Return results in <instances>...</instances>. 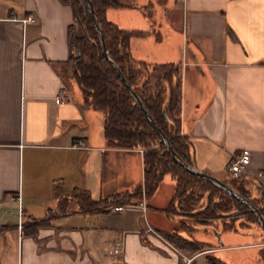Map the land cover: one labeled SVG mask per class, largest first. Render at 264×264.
<instances>
[{"label": "crops", "instance_id": "0c3cea01", "mask_svg": "<svg viewBox=\"0 0 264 264\" xmlns=\"http://www.w3.org/2000/svg\"><path fill=\"white\" fill-rule=\"evenodd\" d=\"M124 1L134 6L109 8L107 18L142 32L130 38L131 56L180 65L179 129L193 165L250 194L254 186L264 204V0ZM29 14L36 21H23ZM80 28L69 2L0 0V264H211L207 255L232 264L226 251L236 248L259 260L264 236L243 241L244 225L225 232L228 242L197 238L211 247L194 254L165 238L152 210L164 211L173 196L169 174L146 198L142 220L124 209L33 221L55 205L57 187L97 199L143 179V154L107 143L104 112L86 105L69 77L70 31ZM77 139L86 147H73ZM242 148L249 177L234 178L226 166Z\"/></svg>", "mask_w": 264, "mask_h": 264}, {"label": "trees", "instance_id": "16d2710c", "mask_svg": "<svg viewBox=\"0 0 264 264\" xmlns=\"http://www.w3.org/2000/svg\"><path fill=\"white\" fill-rule=\"evenodd\" d=\"M62 1L72 4L74 15L82 29V34L78 36L70 31L72 53L69 77L80 87L85 104L104 112L103 135L110 146L145 148L142 158L143 179L129 189L97 199L93 198L87 189L75 188L64 191L57 187L55 205L47 207L45 217L33 221L36 224H46L55 217L71 212L106 213L115 205H136L141 199L142 187L146 197H150L166 174L174 179L175 188L164 212L168 217H181V220L179 219L180 228L164 232L163 236L177 248L197 253L211 247L208 242L189 235L184 229L186 227L193 231L196 226L210 225L217 219H222V229L229 230L235 227L234 221L237 217L242 218L240 225L245 226L258 221L246 204L212 182L188 171L172 157L116 69L104 56L87 1ZM91 3L109 56L134 89L172 149L184 162L191 164L187 141L179 129L181 102L179 63H149L131 56L130 38L142 32L120 27L107 18V10L113 7H131L134 6L133 3L124 0H91ZM233 187L241 193L247 191L242 190L241 186ZM72 204L74 206L69 207ZM255 204L264 219V204L257 201ZM183 224L186 227H183ZM261 242L263 244L258 248V254L264 263V237ZM207 260L211 264H227L211 255H207Z\"/></svg>", "mask_w": 264, "mask_h": 264}, {"label": "rangeland", "instance_id": "374dc122", "mask_svg": "<svg viewBox=\"0 0 264 264\" xmlns=\"http://www.w3.org/2000/svg\"><path fill=\"white\" fill-rule=\"evenodd\" d=\"M109 12L110 11H108V17L110 16L109 15ZM80 32L82 34V29L81 28H80ZM72 34H73V32H72ZM72 87H73L74 90H76V85H74ZM96 114H98V118H99L100 117V112L97 111ZM228 177L224 176V177H222V179H225V182L228 183L227 180L232 181ZM252 188L253 189L251 190V194L253 196H255V197H260L261 194H260L259 189H255L254 190V186H252ZM235 189H237V188H235ZM241 189L244 190V188H242V187H241ZM244 191H246V189ZM242 194L245 195V196H247V197H249V198H251V200H253L254 202H256L255 199H254V197H252V195L248 192V190L246 191V193H243L242 192ZM205 195H206V193H205ZM204 200H206V199H204ZM202 201H203V199L201 200V202ZM73 206L74 205L72 204L69 207H73ZM67 210H69V209H67ZM152 211L155 212V214L153 216V219L156 221V225L155 226H157V223H159L162 228L169 229V230H164L166 232L167 231H171L173 227H174L173 230H177L178 228H180V220H181L180 218L181 217L179 218V217H176L175 216V217L171 218V217H168L167 214L164 211H157V210L156 211L155 210H152ZM127 213H134L137 216V220L138 219H141L142 220L143 219V216L146 215V213H143L141 211L132 210V209H128V208L125 209L123 212H121V214L123 215V217L124 216L126 217L127 216ZM113 214L114 215H111L112 217L118 216L119 212H116V213H113ZM224 216L226 217L228 215H224ZM221 220L222 219H219V220L217 219L216 221H214L210 225H201V226L199 225V226H196L195 227V230H193V231H191L189 228H187L184 224H183V227H186L184 229L192 237L200 238V239H203V240H211L212 239V240H214V242H216V244H219V243H223V239L224 238H225V242H228V239L226 238V233H225V232H228V230H223L222 229V227H221V222L222 221ZM240 220H241V218H239V217L235 218L234 225L235 226H239L241 224ZM259 226L260 225H258L255 222L249 223L248 226H242L243 227V230H246V229L250 230L251 229L250 233L246 234L243 237V239H245L243 241L257 239V238H259V235H263L264 234V231L261 230L260 229L261 227H259ZM156 229H158L160 231V233H164V231L161 230V228H156ZM219 231H220V234L222 232L225 233V234H222V236L219 235V237H218L216 232H219ZM182 233H184V232H182ZM259 244L262 245L263 242H260L259 241ZM185 252H187V251H185ZM187 253H190V251H188ZM191 254H194V253H191ZM226 254L228 255L230 261H233L232 264H259L261 262V259H259V260H255L254 259L255 253L252 251V249L236 248V249H232V251H226ZM217 255H221V254H217ZM212 256H214V255H212ZM214 257H218V256H214ZM218 258H220V257H218ZM259 258H260V256H259ZM223 261L225 263H227V264H230L231 263V262L228 263L225 260H223ZM260 264H264V263L261 262Z\"/></svg>", "mask_w": 264, "mask_h": 264}, {"label": "water", "instance_id": "95a60500", "mask_svg": "<svg viewBox=\"0 0 264 264\" xmlns=\"http://www.w3.org/2000/svg\"><path fill=\"white\" fill-rule=\"evenodd\" d=\"M87 1V5H88V9H89V13L91 15V18L93 20L95 29L98 33V37H99V41H100V45L102 48V52L104 54V56L108 59V61L112 64V66L116 69L117 73L119 74V76L121 77L123 83L128 87V89L130 90L131 94L133 95L136 103L142 108L144 114L147 116V118L150 120V122L153 124L155 130L159 133L160 135V141L163 142V144L166 146L167 150L170 152V154L172 155V157L178 162L180 163L182 166H184L188 171L197 174L198 176H200L201 178L208 180L210 182H212L213 184H215L216 186L220 187L221 189L225 190L228 194H230L231 196L237 198L238 200H240L241 202H243L244 204H246L248 206V208L250 210H252L258 220V223L260 225V227L262 228V230L264 231V219L258 209V207L256 206V204L254 203L253 200H251V198L243 195L239 190L235 189L233 186H231L230 184H228L227 182L223 181L220 178H217L211 174H208L204 171H201L199 169H197L194 165L193 162L191 164H188L186 162H184L177 154L176 152L172 149L169 141L167 140V138L165 137V135L163 134V132L161 131V129L158 127V125L156 124V122L153 120V118L151 117V115L149 114V112L147 111V109L145 108V106L143 105V103L141 102L140 98L138 97V95L136 94V92L134 91V89L131 87V85L127 82V80L125 79L124 75L122 74L121 70L119 69V67L117 66V64L111 59V57L109 56V53L107 51L105 42H104V38L101 32V27L99 24V21L97 19L96 13L93 9L91 0H86ZM217 236L219 237L220 235V231L216 232Z\"/></svg>", "mask_w": 264, "mask_h": 264}, {"label": "built area", "instance_id": "2783aa9c", "mask_svg": "<svg viewBox=\"0 0 264 264\" xmlns=\"http://www.w3.org/2000/svg\"><path fill=\"white\" fill-rule=\"evenodd\" d=\"M23 21H36V17L32 14H29L23 18ZM181 134V132H180ZM73 147L77 148H84L86 145L84 144V141L81 139H77L73 144ZM139 152L143 154L144 147H137ZM249 163H250V151L247 148H242L238 152H235L231 155L228 163H227V170L231 173V176L234 177H249ZM257 176L262 175V171L259 170L256 173ZM146 195L144 187H142L141 190V199L138 201L136 205H128V206H122V205H115L110 208V211H121L124 209H131L133 207L139 208L142 212L146 210ZM149 228V227H148ZM122 249V241L120 239L116 240L112 246V252L116 255L121 253Z\"/></svg>", "mask_w": 264, "mask_h": 264}, {"label": "flooded vegetation", "instance_id": "af4514ba", "mask_svg": "<svg viewBox=\"0 0 264 264\" xmlns=\"http://www.w3.org/2000/svg\"><path fill=\"white\" fill-rule=\"evenodd\" d=\"M255 203V202H254ZM255 214V213H254ZM241 220H242V218H241ZM251 223H253V222H251ZM255 223H257L258 225H259V223H258V221H256ZM245 226V225H244ZM246 226H248V225H246ZM260 227V226H259ZM262 229V228H261ZM263 236H264V234H263Z\"/></svg>", "mask_w": 264, "mask_h": 264}]
</instances>
